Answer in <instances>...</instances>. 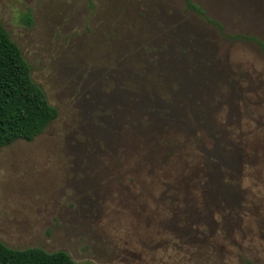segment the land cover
I'll use <instances>...</instances> for the list:
<instances>
[{
  "label": "rangeland",
  "instance_id": "rangeland-1",
  "mask_svg": "<svg viewBox=\"0 0 264 264\" xmlns=\"http://www.w3.org/2000/svg\"><path fill=\"white\" fill-rule=\"evenodd\" d=\"M195 2L264 43V0ZM0 21L59 110L0 149L4 244L78 263L264 264L259 45L183 0H0Z\"/></svg>",
  "mask_w": 264,
  "mask_h": 264
},
{
  "label": "trees",
  "instance_id": "trees-1",
  "mask_svg": "<svg viewBox=\"0 0 264 264\" xmlns=\"http://www.w3.org/2000/svg\"><path fill=\"white\" fill-rule=\"evenodd\" d=\"M187 12L219 30L231 41H249L261 47L257 37L226 34L223 25L210 18L195 0H183ZM22 22L31 27L32 15L27 13ZM59 118V110L52 106L46 93L33 79L31 67L19 45L0 21V149L19 141L32 142L41 136ZM0 264H94L78 263L64 251L48 252L42 248L25 250L8 247L0 240Z\"/></svg>",
  "mask_w": 264,
  "mask_h": 264
}]
</instances>
